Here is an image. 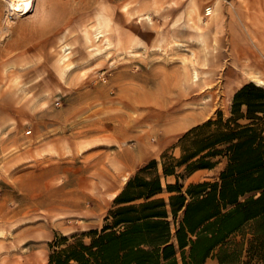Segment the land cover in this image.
<instances>
[{"label": "rangeland", "instance_id": "1", "mask_svg": "<svg viewBox=\"0 0 264 264\" xmlns=\"http://www.w3.org/2000/svg\"><path fill=\"white\" fill-rule=\"evenodd\" d=\"M33 2L31 13L17 17L0 0V129L11 123L20 133L24 118L30 134L50 123L42 113L62 111L82 129L104 118L109 134L134 131L144 158L123 189L153 160L162 172L165 153L179 159L185 133L220 112L228 119L243 86L264 88V0ZM104 106L113 108L92 118ZM47 156L40 163L18 147L0 154V264H48L51 243L101 230L113 208L93 158L64 163L67 174L53 179L45 176ZM224 168L190 174L183 166L162 183L185 191L218 180ZM161 197L168 199L166 190Z\"/></svg>", "mask_w": 264, "mask_h": 264}, {"label": "trees", "instance_id": "2", "mask_svg": "<svg viewBox=\"0 0 264 264\" xmlns=\"http://www.w3.org/2000/svg\"><path fill=\"white\" fill-rule=\"evenodd\" d=\"M178 147L179 159L162 155V172L153 160L128 181L101 230L51 243L48 264L264 263V88L243 86L228 119L220 112ZM221 163L216 181L164 189L178 168Z\"/></svg>", "mask_w": 264, "mask_h": 264}, {"label": "crops", "instance_id": "3", "mask_svg": "<svg viewBox=\"0 0 264 264\" xmlns=\"http://www.w3.org/2000/svg\"><path fill=\"white\" fill-rule=\"evenodd\" d=\"M70 104L72 105V102ZM112 108L113 106H104L101 111L92 114V118H98L100 114L102 115ZM71 109L72 107L68 110ZM42 114L37 115L38 117L42 115L43 120L47 119L50 123L45 126L37 123V129L33 127L30 134L27 133L29 124L25 125L23 123L24 118H21L23 122L17 126L20 130V133L16 132L17 134H14L11 123H3L2 129H0V154L12 150V147H18L24 156L25 153L37 154V157L39 156L42 159L38 160L36 157V161L40 163H44L45 154H49L47 160L52 163L50 164L52 166H49L51 171L45 172V176L49 177L53 174V179L56 175L59 177L61 171L67 174V165L64 163L78 158L82 161L93 158L99 170L97 177L100 178V181L98 183H104V194L112 195V199L116 198L123 189L126 180L124 176L126 174L128 176L132 175L141 167L144 157L137 145L140 141V135L134 133V131H129L126 134L114 131L109 134V131L103 129L102 119L104 118L100 119V123L99 120L93 121V119L90 123L85 122L82 125L84 129H82L81 125L75 122L76 116L71 112H68L67 115L62 111L51 113V115ZM44 115L47 118H44ZM34 117L32 114L31 118H25L26 122L30 121L29 119L34 121L36 118ZM38 117L37 121H39ZM91 126L96 127L92 129ZM94 142L95 144L91 145ZM31 143H33V146L29 145ZM87 143L91 146L82 151L80 147ZM124 144H128L129 147L124 148ZM119 185L122 187L119 188Z\"/></svg>", "mask_w": 264, "mask_h": 264}, {"label": "bare ground", "instance_id": "4", "mask_svg": "<svg viewBox=\"0 0 264 264\" xmlns=\"http://www.w3.org/2000/svg\"><path fill=\"white\" fill-rule=\"evenodd\" d=\"M7 3L8 10L13 12L12 15H16L17 17L28 15L32 12L34 7L33 0H4ZM10 16V15H9ZM7 17V16H6ZM7 20V19H6ZM11 18L8 17V25L9 27L12 26L13 22H11ZM13 21V20H12ZM245 67H251V61L247 60L243 62ZM195 81L199 80V74L195 72L194 74ZM158 126V125H157ZM162 130V129H161ZM137 146V145H136ZM115 161V159H113ZM126 165V164H125ZM56 208V207H55ZM66 209V208H65ZM69 209V208H68ZM67 209V210H68ZM57 210V209H56ZM77 210V209H76ZM62 211V210H61ZM75 211V210H74ZM71 212V211H70ZM53 214V213H52Z\"/></svg>", "mask_w": 264, "mask_h": 264}]
</instances>
